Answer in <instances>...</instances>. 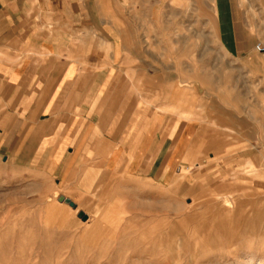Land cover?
<instances>
[{"label":"crops","instance_id":"obj_1","mask_svg":"<svg viewBox=\"0 0 264 264\" xmlns=\"http://www.w3.org/2000/svg\"><path fill=\"white\" fill-rule=\"evenodd\" d=\"M191 19L197 37H161ZM249 29L239 0H0V153L77 204L119 173L254 162L264 52Z\"/></svg>","mask_w":264,"mask_h":264},{"label":"rangeland","instance_id":"obj_2","mask_svg":"<svg viewBox=\"0 0 264 264\" xmlns=\"http://www.w3.org/2000/svg\"><path fill=\"white\" fill-rule=\"evenodd\" d=\"M239 8L255 47L264 44V0H239ZM211 15L201 32L207 53ZM198 31L191 19L161 37ZM253 159L227 152L165 181L116 174L77 204L89 215L83 221L58 200L52 177L0 153V264H264V156Z\"/></svg>","mask_w":264,"mask_h":264},{"label":"water","instance_id":"obj_3","mask_svg":"<svg viewBox=\"0 0 264 264\" xmlns=\"http://www.w3.org/2000/svg\"><path fill=\"white\" fill-rule=\"evenodd\" d=\"M58 200L60 201V202H65V203H67V204H69L72 208H74V209H76L77 207H78V205H77V203L75 202V201H73L71 198H69V197H66L65 195H60L59 197H58ZM78 217L79 218H81L83 221H86V220H88V218H89V216L83 211V210H81V211H79L78 212Z\"/></svg>","mask_w":264,"mask_h":264},{"label":"built area","instance_id":"obj_4","mask_svg":"<svg viewBox=\"0 0 264 264\" xmlns=\"http://www.w3.org/2000/svg\"><path fill=\"white\" fill-rule=\"evenodd\" d=\"M257 50H258L259 52H264V45H262V44H258V45H257Z\"/></svg>","mask_w":264,"mask_h":264},{"label":"bare ground","instance_id":"obj_5","mask_svg":"<svg viewBox=\"0 0 264 264\" xmlns=\"http://www.w3.org/2000/svg\"><path fill=\"white\" fill-rule=\"evenodd\" d=\"M256 49H257V47H256ZM76 211L79 212V211H78V207L76 208ZM86 214H87V213H86ZM87 215H88V214H87ZM88 216H89V215H88Z\"/></svg>","mask_w":264,"mask_h":264}]
</instances>
